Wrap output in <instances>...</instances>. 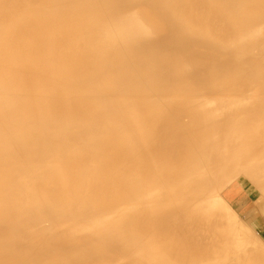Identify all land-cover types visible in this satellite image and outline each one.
Returning <instances> with one entry per match:
<instances>
[{
	"label": "bare ground",
	"instance_id": "bare-ground-1",
	"mask_svg": "<svg viewBox=\"0 0 264 264\" xmlns=\"http://www.w3.org/2000/svg\"><path fill=\"white\" fill-rule=\"evenodd\" d=\"M255 193L264 0H0V264H264Z\"/></svg>",
	"mask_w": 264,
	"mask_h": 264
},
{
	"label": "rangeland",
	"instance_id": "rangeland-1",
	"mask_svg": "<svg viewBox=\"0 0 264 264\" xmlns=\"http://www.w3.org/2000/svg\"><path fill=\"white\" fill-rule=\"evenodd\" d=\"M245 190V189H244ZM253 190V189H252ZM251 191V190H250ZM249 191V192H250ZM243 192V191H242ZM243 193H245V192H243ZM258 195V196H257ZM254 197H245V196H242V195H238L237 197H236V199H230V198H228V197H225V200L227 201V203H228V206L231 208L230 210L232 211L233 210V208H234V210L232 211V212H234V213H236V214H238L239 216H240V219L242 220V222H243V224H245L246 222V224L245 225H247L248 224V222L250 221V225L252 224V226L250 227V225L249 226H247V228L249 227V230H250V228L251 229H253L254 231L253 232H256V235H257V233H259L261 230L263 231L264 230V203L263 204H261V208H260V210L261 209H263L262 210V215H260V213H258L257 214V216H256V220L255 219H253L252 217H247L246 215L247 214H249L250 212H249V210H253V209H255L256 207H255V201H256V199H258L259 198V194L258 193H255L254 195H253ZM228 198V199H227ZM239 198V199H238ZM248 198V199H247ZM243 201H249V204L250 205H248V207L250 208H248V211H246L245 213L244 212H242V211H239L238 209H237V206H239V205H241L242 204V202ZM264 202V201H263ZM226 203V204H227ZM232 206V207H231ZM263 206V207H262ZM243 216V217H242ZM245 218V219H244ZM244 219V220H243ZM253 221H251V220ZM263 220V221H262ZM245 221V222H244ZM252 222V223H251ZM256 224V226H255V224ZM259 228V229H258ZM256 230V231H255Z\"/></svg>",
	"mask_w": 264,
	"mask_h": 264
}]
</instances>
